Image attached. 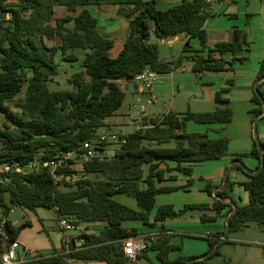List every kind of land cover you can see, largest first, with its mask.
<instances>
[{
	"label": "trees",
	"instance_id": "trees-1",
	"mask_svg": "<svg viewBox=\"0 0 264 264\" xmlns=\"http://www.w3.org/2000/svg\"><path fill=\"white\" fill-rule=\"evenodd\" d=\"M102 5L117 6L119 16L130 18L129 34L115 58L110 54L114 41L100 33L98 19L87 9ZM56 7H66L73 13L79 8L82 10L76 16L54 19ZM0 13L11 15L10 19L0 18V163L14 166L8 175L0 172L9 179L0 183V206L6 216L15 207L33 212L56 207L58 216L67 217L76 225L103 223L100 233L86 235L85 247L70 254L69 258L106 264L130 262L125 257L122 241L139 237V232L136 228L124 227L125 222H141L154 227L167 219H178L188 210H213L215 217L203 215L201 221H214L220 217L227 220L231 216L229 234L237 233L251 223L264 227V169L252 173L261 165V152L255 139L249 153L231 155L227 139H210L207 133L186 131V125L191 122L230 123L233 111L229 101L221 97L230 91V87L217 93L215 100L219 106L213 111L183 114L171 111L144 118L142 128L123 136L125 143L118 145L114 156L103 157L95 153L83 164L87 176L84 179L73 183L69 180L74 173L72 168L58 169L62 190L57 189L49 168L44 166L45 162L65 153H87L82 149L83 144L95 140L105 130V120L125 101L120 81L132 80L144 70L169 74L181 64L182 56L173 61L161 58L160 45L150 42L151 37L166 40L183 35L187 38L183 51H189L192 39H199L202 47L207 49V55L190 58L195 73L229 71L234 62L247 61L236 58L248 46L246 35L237 28L231 41L217 43L212 48L208 46L205 24L211 13L207 0H185L164 11L158 9L157 0H0ZM56 38L61 40V45L47 44V40ZM77 50L83 52L82 70L68 78L71 89L51 90L49 84L58 75L56 56L61 53L66 61L76 62L79 60L75 54ZM227 53L233 55L231 60L223 58ZM262 79L264 59L260 62L255 84ZM263 82L258 86V93L253 91L250 110L253 122L257 116L262 115L264 119ZM109 145L95 146L93 151H109ZM261 146L264 154V142ZM225 157L241 163L243 158L251 157L257 160L258 167L251 171L243 163L236 164L232 170L240 171L246 180L231 182L228 178L225 190L216 193L218 186L201 179L205 183L204 191L214 197L211 206L187 204L183 209H175L172 205L156 206L157 195L186 190L193 185V180H189L185 187H158L157 182H164L166 172L171 171L162 168L165 162H175L176 171L190 176L192 169L183 164H201ZM27 168L31 170L26 172ZM141 183L146 185L145 189L141 188ZM234 186L249 193V203L246 206L236 204L233 213V207L224 200L231 198L229 193ZM117 195L133 198L138 209L118 202ZM6 223V232L13 240L18 238L22 227L29 225L26 221L16 227L9 218ZM222 235L207 239L210 249ZM227 240L228 235L223 243ZM3 248L4 242L0 240V254ZM179 249L170 244L167 235H159L154 241L147 242L137 257L148 259L147 252L154 251L159 264H188L207 256L171 259L170 254ZM217 254L218 248L205 259L190 264H233L227 260L210 262ZM27 264L68 263L62 257L51 256Z\"/></svg>",
	"mask_w": 264,
	"mask_h": 264
},
{
	"label": "crops",
	"instance_id": "crops-1",
	"mask_svg": "<svg viewBox=\"0 0 264 264\" xmlns=\"http://www.w3.org/2000/svg\"><path fill=\"white\" fill-rule=\"evenodd\" d=\"M183 1L185 0H157V7L164 11L172 6L182 3ZM100 7H112L111 9L117 17L125 18L124 31H118L119 29L117 30L116 28L114 31L115 33L113 32V34L104 31L101 27L100 20H98L100 33L103 36L112 39L115 43L110 52L111 57L115 58L123 49L126 38L129 34L130 18L127 16H119L117 6L102 5ZM208 11L211 13L205 24L208 46L212 48L217 43L231 41L233 31L237 28L246 35L248 46L247 50L245 49L239 52L236 55V58H246L247 61L234 62L229 71L195 73L193 71V62L190 61V58L199 55H207V49L202 47L200 40L197 38L192 39L189 51H183L187 40L185 36L178 35L166 39V44L169 45L170 53L169 56L164 57L163 59L165 61H173L180 56H182L183 59L181 64L174 71L169 74L159 75L158 80L153 87V93L154 90H159L158 95L161 97L163 111L158 113L152 111L151 114L146 113L147 108L143 105L139 106L136 102V98L138 102H141L140 94H147V91L140 85L136 84L133 80L120 81L121 88L125 93V101L113 116L105 120L106 129L103 132L112 133L117 127L126 128L127 130L131 124L135 128L134 131H136L142 128L144 118L157 117L171 111L176 114H183L187 111L195 113L213 111L217 105L215 100L217 93L223 88L230 87V91L223 93L221 97L229 101V107L233 111L232 121L228 124H196L191 122L186 125V131L188 133H207L210 139H227L229 142V153L231 155L249 153L252 150L254 140L253 116L250 113V110L253 107L251 99L253 96L255 80L259 72L260 62L264 59V0H217L208 5ZM128 13L129 10H127L126 14ZM115 21L117 22L115 19L112 20V22ZM155 41V36L150 38V42ZM223 58L225 60H231L233 55L227 53L223 55ZM230 81H232L231 86L229 85ZM261 90L264 92V82L262 83ZM153 93L149 94L152 95ZM157 101H153L152 98L148 100V104L151 105ZM138 108H141V114L140 112L138 115L133 114L132 110H137ZM123 116L128 122L124 120ZM129 122L131 124L127 125ZM133 132L121 133L119 136H127ZM258 136L260 141L264 142V119L262 118H260L258 122ZM242 163L251 171H255L258 167L257 160L251 157L243 158ZM236 164V161L233 160L232 157H225L217 161H210L201 164H183V166L192 169V174L189 176L176 171L175 168L177 164L175 162L167 161L162 165V168H169L171 171L166 172V180L164 182H157V186L185 187L189 180L200 181L201 179H204L211 181L214 186L221 187L222 180L228 169H230L229 180L231 182L245 181L246 178L240 171L237 169L232 170V167ZM82 166L83 165H80L81 168H78L75 163V169L77 170H81L83 168ZM201 167L205 168L200 170ZM200 182L203 183L202 181ZM141 188L145 189L146 185L141 183ZM181 191V193H190L192 191L205 193L203 186L196 188V185H191L186 190ZM173 193L157 195L156 206L173 205L174 203L170 199H163L157 204L159 196L170 195ZM115 199L126 206L138 209L136 201L129 196L117 195L115 196ZM205 200L206 201L201 200L200 203H206L208 205L213 204V196L208 195ZM175 207L177 209L180 208L178 206ZM47 211L54 214L52 225H48V228H45L44 221L48 220L47 216H39L38 219L40 220L43 230H31V232L23 236L19 234L17 238L23 247L36 250L42 258L56 256L63 250L65 240L70 239L71 242L77 241L76 233L62 231L58 227L55 213L52 210ZM207 211L212 213L211 216L216 215V212L213 210ZM35 212H37V210ZM154 214L155 211L152 213L151 217H153ZM202 216L203 214L201 210H188L182 217L178 219H167L164 223L156 224L154 227L146 226L141 222H125L124 227L128 229L136 228L138 230L139 237H137V241H142V238H147L151 235H167L170 239V244L180 247L179 250H175L170 254V258L173 260L178 259L179 257H200L204 254V251L202 250L203 247L200 244L196 243L190 249L186 250L184 243L186 237L194 239L195 241H204L201 237L188 235L189 233L186 231L192 225L198 229L205 227L203 224L204 222L201 221ZM218 220L223 221L226 226V219L224 217H220ZM28 222L29 225L24 227L31 226L30 221ZM79 225L86 235H98L104 228L103 223H81ZM229 241L230 243H235L236 239H229ZM42 251L48 253L43 254ZM22 254L23 253H21V255ZM146 256L148 257V260L151 261L147 262L148 264H159V261L156 258V252L149 251ZM26 258H29V256H26ZM139 258L146 257H137L135 260L130 261L129 264H143L139 262ZM67 263L106 264L104 262L85 263L81 261Z\"/></svg>",
	"mask_w": 264,
	"mask_h": 264
},
{
	"label": "rangeland",
	"instance_id": "rangeland-1",
	"mask_svg": "<svg viewBox=\"0 0 264 264\" xmlns=\"http://www.w3.org/2000/svg\"><path fill=\"white\" fill-rule=\"evenodd\" d=\"M112 7H97V6H88L87 9L95 16L98 20H100L101 27L104 31L113 32L116 30L124 31V23L125 18L117 17L114 14V11L111 9ZM82 8L78 9V12L73 13L69 12L66 7H56L54 19L57 18H64L67 16H76ZM2 14V13H0ZM5 19H10L9 13H3ZM117 20V22H112V20ZM70 26V25H68ZM115 33V32H114ZM47 44L49 46H59L61 45V40L59 38L47 40ZM160 52H161V58L169 56L170 48L169 45H160ZM76 56L78 57V61L76 62H69L66 61L65 55H62L59 53L56 56V63L58 65V75L54 78V82L49 84V87L51 90H66L71 89V85L68 83V78L71 77L74 73L79 72L82 70V59H83V52L81 50L75 51ZM25 91V88H24ZM23 91V93H24ZM23 93L20 96H23ZM159 90H154V93L150 95L148 92L147 94L141 95V102L137 101V104L143 105L147 108L146 113H152V111H155L156 113L162 112V102L161 97L158 95ZM154 96L157 98V102L153 104H148V100L152 99ZM219 106V104L216 105L215 109ZM140 112L141 114V108H138L137 110H132V113L135 115H138ZM124 117V116H123ZM124 120L128 122V120L124 117ZM131 123L129 122L130 125ZM106 129V126H105ZM134 127L132 124L130 127L126 130V128L117 127L112 131L115 135L119 136L121 133H130L134 131ZM123 131V132H121ZM118 147V144H110L108 146L109 151H114ZM78 168H81L80 165L81 161L76 160L75 161ZM205 167H201L200 170H203ZM31 168L25 169V171H30ZM199 170V169H198ZM196 185V188H199L201 186H205V183H201L200 181H193V186ZM197 190V189H196ZM179 191V192H178ZM176 191V193L170 194V195H162L159 196L157 199V204L163 200V199H170L174 204H170L172 206H178L183 209L185 205L187 204H201V200L206 201L208 194L200 193L197 191H192L190 193H181V190ZM181 191V192H180ZM230 197L233 198V201L238 204L239 206H246L249 203V193L242 187L234 186L233 191L229 193ZM161 198V199H160ZM203 201V202H204ZM214 202V197H213ZM206 204V203H205ZM174 206V207H175ZM211 206V205H210ZM175 209H177L175 207ZM155 211V210H154ZM153 211V212H154ZM202 214L207 216L208 218L215 217L211 216L212 213L210 211H202ZM46 215L48 220L44 221L45 228H48V225H52V221L54 220L53 215L51 212L47 211L46 209H39L37 212L21 209L19 207H15L13 209V212L9 215L10 221L14 224V226L19 227L23 225L26 221H30L31 226L30 227H22L20 230V235L23 236L25 234H28L31 232V230H43L42 225L40 223V220L38 219L39 216ZM217 218L214 221H207L203 224L205 227H202L201 229L196 228L195 226H190V228L187 231L190 236H198L203 238L204 241H195L194 239H190L188 237L185 238V249H190L194 244L198 243L203 247L204 254L202 256H209L211 254V251L215 248H218L219 254L214 256L210 262L212 263H220L224 260L230 261L233 264H264V227L258 223H251L249 226L242 231H239L240 233H230L228 234V240L227 242L223 243V241L217 246L219 240L222 238L220 237L217 241L214 248L210 249V245L207 239H214L215 235L217 234H223L225 232L226 226L224 225L223 221L218 220ZM203 226V225H202ZM229 239H236L235 243H230ZM19 240V239H18ZM242 240V241H240ZM240 241V242H239ZM20 242V241H19ZM43 254H47L48 252L42 251ZM201 257V256H200ZM151 259V255H150ZM153 259V257H152ZM139 262L143 264H148L147 262H151L146 258H139Z\"/></svg>",
	"mask_w": 264,
	"mask_h": 264
},
{
	"label": "built area",
	"instance_id": "built-area-1",
	"mask_svg": "<svg viewBox=\"0 0 264 264\" xmlns=\"http://www.w3.org/2000/svg\"><path fill=\"white\" fill-rule=\"evenodd\" d=\"M217 0H207V4H211ZM159 45H165V39H156L155 41ZM159 74L153 71L144 70L141 73L137 74L132 80L140 85L144 90L149 93H153V87L157 82ZM153 101H157L156 96L153 97ZM117 143L119 146L125 143V139L123 136H117L113 133H100L97 138L93 141L85 142L83 144V150H87V153L82 155H77L74 152L65 153L63 155L55 157L50 162H45L44 166L49 168L51 175L54 178L55 186L58 190L63 189V185L61 184L62 176L57 174V170L60 168L70 167L74 170L72 177L69 180H72L73 183L86 178V174L81 170L75 169V161L80 160L83 165L85 162L90 160L94 154H99L100 151H93L94 147L102 148L103 145L115 144ZM73 161L74 163H69ZM18 171H21L22 168L17 165ZM83 167V166H82ZM14 166L9 164H1L0 163V172L4 175H8L12 172ZM9 179L0 175V183H6ZM57 218L58 227L64 232H75L77 241L71 242L70 239L65 240L63 245V250L59 252L56 256L64 258L67 262H75L77 260L69 258V255L78 251L85 247L86 245V234L82 231L80 225H76L74 221L70 220L67 217L58 216V209L56 207L51 209ZM13 212V211H12ZM9 216L4 214V208L0 206V240L4 242L3 252L0 254V264H27L33 260L42 259V257L38 254L36 250L27 249L22 246V244L17 239H10L6 232V222ZM156 235H151L147 238H142L141 240L145 242V245L137 244V238H127L122 241L123 250L125 257L133 261L137 258V255L146 247L147 242L150 243L154 241ZM21 253H23L21 255ZM29 256V258H26Z\"/></svg>",
	"mask_w": 264,
	"mask_h": 264
},
{
	"label": "water",
	"instance_id": "water-1",
	"mask_svg": "<svg viewBox=\"0 0 264 264\" xmlns=\"http://www.w3.org/2000/svg\"><path fill=\"white\" fill-rule=\"evenodd\" d=\"M10 17H11V15H10ZM0 18H1L2 20L5 19L3 13L0 14ZM263 80H264V79H262V80L256 82V84H255V88H254L255 92H257V93L259 92V91H258V86H259V84H260ZM263 113H264V110H263ZM261 117H262V115H261V116H257V117L254 119V122H253V136H254V139H255V141H256V143H257V147H258L259 151L261 152V165H260V168H259V170L255 171V172H252L253 174H257V173L261 172V171L264 169V154H263V152H262L261 141H260L259 136H258V122H259V120H260ZM115 153H116V151H106V150H102V151L99 152V154H101L103 157L114 156ZM236 163H237L238 165H242V163L239 162V161H236ZM245 170L248 171L247 168H245ZM229 173H230V169H228L227 172H226V174L224 175L222 186L219 187L218 189H216L214 193H216L217 191H224V190H225V188H226V186H227V183H228ZM214 196H215V195H214ZM224 201L227 202V203H229V204L233 207V213H234V211H236V209H237V205H236V203L233 201V199H232V198H228V199H226V200H224ZM230 220H231V216L226 220V229H225V232L223 233L222 238L219 240L217 246H218L222 241H224V240L227 238V235H228L229 232H230ZM137 244L144 246V245H145V242H144V241H137ZM214 250H215V248L211 251V253H213ZM206 257H207V256L202 257V258H197V259H195V260H191V261L188 262V264H190V263H192V262H195V261H198V260H203V259H205Z\"/></svg>",
	"mask_w": 264,
	"mask_h": 264
}]
</instances>
